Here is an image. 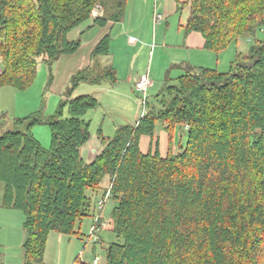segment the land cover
I'll list each match as a JSON object with an SVG mask.
<instances>
[{
  "label": "trees",
  "instance_id": "obj_1",
  "mask_svg": "<svg viewBox=\"0 0 264 264\" xmlns=\"http://www.w3.org/2000/svg\"><path fill=\"white\" fill-rule=\"evenodd\" d=\"M176 2L179 10L185 6ZM126 4L0 0V86L28 88L38 59L51 65L77 52L81 38L69 33L91 19L97 5L104 13L93 17L92 26L112 27L123 19ZM188 4L185 34L200 32L213 52L264 26V0ZM111 40L109 31L92 55L108 54ZM104 80L117 81L114 67L99 74L78 71L69 98L48 120L33 112L14 120L26 123V130L0 136L1 206L24 213V264L44 262L52 231L80 236L81 222L95 214L105 177L116 201L107 224L123 240L108 246L106 264H264V39L247 55L238 53L227 72L199 67L174 82L167 78L136 123L118 127L112 137L99 129L102 148L87 160L91 121L85 115L100 102L72 92L82 82ZM158 121L168 134L165 155L158 140L153 144ZM42 122L52 132L48 148L32 132ZM177 126L186 130L187 142L175 151ZM143 135L151 138L147 152L140 146Z\"/></svg>",
  "mask_w": 264,
  "mask_h": 264
},
{
  "label": "rangeland",
  "instance_id": "obj_2",
  "mask_svg": "<svg viewBox=\"0 0 264 264\" xmlns=\"http://www.w3.org/2000/svg\"><path fill=\"white\" fill-rule=\"evenodd\" d=\"M173 1L177 5L176 0ZM98 6L104 13V9L100 5ZM128 7V9L131 8L130 6ZM145 13L134 16L131 10H128L125 28L131 29V33H126L128 31L123 32L124 26L121 23H116L113 30H111L112 40L108 54L93 56L92 51L99 39L109 31L102 29L100 26H96L94 30L87 28L81 34V45L77 52L64 54L51 65L41 58L38 59L35 79L28 88L19 90L12 86H0V136L7 130L17 128L26 130V123L17 126L14 120L33 112L40 111L43 118L48 120L55 113L61 101L69 98L68 91L72 87V78L84 68H89L94 74H99L106 67H114L117 73V81L115 83L110 80H104L100 84L82 82L72 92L73 97L90 94L95 96L100 102L96 109L89 110L85 115V118L91 121V138L88 141L91 147H97V145L100 147L101 141L98 140L97 136L99 129H102L103 135L112 137L118 127L136 123L144 110H147V107L145 106L144 108L143 106L142 95L135 92L133 88L135 78L148 74L153 83L149 88V92H147V98L151 101L154 95L161 91L167 78L173 79L174 82L181 73L188 70L180 69L178 65H175L180 61L178 57L179 54H182L180 52L182 49L175 46H164L162 36L165 31L166 21L162 20L160 22L155 19V15L152 16L150 13L148 15L149 18L143 20ZM181 13L182 10H179L175 16L170 18L171 26L167 30L170 42H175L178 38L175 27H177ZM128 34H135L138 41L135 44L130 43ZM140 35L145 38L148 37L147 45L141 42L143 39ZM257 39H264V26L257 28L254 34L240 37L238 42L231 43L220 52L206 50V55H202L201 53L203 52H200L196 56L201 59L203 66L215 68L220 72H227L230 70L237 54L247 55L251 45ZM68 115V107H65L64 117ZM32 132L43 147H50L52 132L46 122L35 124L32 127ZM157 140L159 141L161 152L165 155L168 150V134L160 121L156 125L153 144ZM186 142V130L177 126L173 140L174 150L176 151L179 146L185 145ZM150 144V136L143 135L140 142L141 149L147 152ZM94 155L92 154V156ZM84 157L86 158L85 154ZM108 187H110V181L105 177L98 190L99 193H105ZM3 190L4 184L0 183V202L3 198ZM94 203L97 205L95 200ZM115 204L114 198L110 197L106 200L101 210V216L106 225L100 231V237L97 242L92 240L90 232L94 215L99 212L98 209L93 216L86 217L81 222L80 236L52 231L47 242L44 257L45 263L93 264L94 259L98 258V264H106L108 246L113 242L123 241L122 238L114 234L107 224L110 221L111 211ZM19 213L23 215L21 210ZM18 220L16 219L14 223L15 228L13 231L16 232L22 229V219H20V226L17 225ZM78 227L79 224L76 230ZM5 230L6 228L4 227L0 228V252L2 254L6 250V247H3L6 239ZM9 251L13 252L14 248L10 247Z\"/></svg>",
  "mask_w": 264,
  "mask_h": 264
},
{
  "label": "crops",
  "instance_id": "obj_3",
  "mask_svg": "<svg viewBox=\"0 0 264 264\" xmlns=\"http://www.w3.org/2000/svg\"><path fill=\"white\" fill-rule=\"evenodd\" d=\"M181 1L185 4V6H183L180 9L182 10V13H181V16L178 18L177 27H175V29L177 30V34H178V38L175 42H170L168 40V35H167V30L171 26L170 18L175 16L177 12L179 11V7L176 5L174 1L172 2V0H127L124 17L121 21L116 22V23H121L124 26L123 32L128 31L126 33H131V29L129 30L125 28L126 22H127L126 18L128 17L127 16L128 10H131L134 16L135 15L137 16L139 14H144L146 12L145 16L142 18L143 20H146V18L147 19L149 18L148 16L149 13L152 16L155 15V13H160L163 16L162 20L166 21L165 31L162 36L164 46L165 47L175 46L177 48L182 49V51L180 52L183 55L179 54L178 60L180 59V61L178 62V64H175V65H178L180 69H184V70L186 69L196 70L199 67H205L201 64V59L197 58L196 54L203 52L201 54L206 55L207 54L206 50L208 49L205 48V39L200 32L191 31L185 34L184 26L187 22V19L190 13V8L188 4L189 0H181ZM128 6H130L131 8L128 9L129 8ZM116 23H114L112 27L111 25H108L106 27H102V29L110 31L111 33V30H113ZM92 24H93V17L87 20L86 22H84L83 24H81L80 26L73 29L69 33V37L71 39L80 38L81 34L85 32L87 28L88 29L92 28V30L96 28V26H92ZM128 35H129L128 40L130 41V43L135 44L138 41L135 34H128ZM140 37L143 39L141 40V42H144L145 44L144 43L143 44L147 45L149 41L148 37L145 38L143 35H140ZM195 63H199V64H195ZM133 88H134V82H133ZM101 148H102V144H100V147H98V145L97 147H91V144L89 143L85 144L83 151H84V154L86 155V159L91 160L93 158L92 154L98 153L101 150ZM103 195L104 193H99L98 191L95 195V202L97 203V201H99ZM19 212L20 210L15 209V208L2 207L1 202H0V228L1 227L6 228L5 230L6 239H5V243L3 244V247H6V250H5V253L3 254L0 252V261H1L0 264H24L23 244L27 238V232L23 227V223L25 220L24 213L23 215H21V213ZM16 219H19L18 224H17L18 226H20V219H22V229H19V231L17 232L13 231V229L15 228L14 223ZM10 247L14 248L13 252L9 251ZM45 262L46 261L44 259V262L42 264H46Z\"/></svg>",
  "mask_w": 264,
  "mask_h": 264
},
{
  "label": "built area",
  "instance_id": "obj_4",
  "mask_svg": "<svg viewBox=\"0 0 264 264\" xmlns=\"http://www.w3.org/2000/svg\"><path fill=\"white\" fill-rule=\"evenodd\" d=\"M102 15H103L102 9L99 6L98 7L96 6L92 12V16L97 17ZM155 19L161 21L163 19V16L160 13H155ZM152 84L153 83L150 80L148 74L141 75L139 78L135 80L134 89L137 93L142 95V103L144 108L148 100L147 92H149V88L152 86ZM145 113L146 111L144 110V112L140 117L144 116ZM110 197H111V187H108L102 198L97 202L96 210L98 209L99 212L94 215V221L91 226V232H90V237H92V240L94 242H97V240H99L100 231L106 225V222L102 219L101 210L103 209L106 200L109 199ZM98 262L99 259L95 258L93 264H98Z\"/></svg>",
  "mask_w": 264,
  "mask_h": 264
},
{
  "label": "water",
  "instance_id": "obj_5",
  "mask_svg": "<svg viewBox=\"0 0 264 264\" xmlns=\"http://www.w3.org/2000/svg\"><path fill=\"white\" fill-rule=\"evenodd\" d=\"M111 248V245L109 246V249Z\"/></svg>",
  "mask_w": 264,
  "mask_h": 264
}]
</instances>
